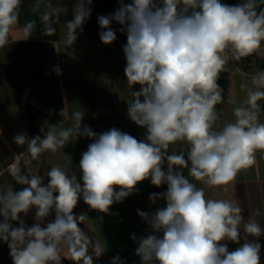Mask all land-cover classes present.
<instances>
[{"label": "clouds", "instance_id": "clouds-1", "mask_svg": "<svg viewBox=\"0 0 264 264\" xmlns=\"http://www.w3.org/2000/svg\"><path fill=\"white\" fill-rule=\"evenodd\" d=\"M20 5L21 0H0V47L18 24ZM91 5L92 0H76L73 19L64 23L67 44L76 41ZM256 7V0L235 5L221 0H119L112 14L98 16L103 44L117 39L113 22L126 34L124 74L130 87L140 86L127 101V112L132 122L146 129V137L138 140L117 128L97 133L82 126V110L73 113L74 128L48 125L43 138L17 134L14 142L27 145L34 160L79 137L92 143L79 162L82 183L60 167H52L44 183L38 175L23 174L18 163L23 153L14 155L11 174L23 187L0 194V240L8 243L13 264H62V245L69 242L75 264H93V256L80 243L77 222L83 217L73 212L78 201L82 198L91 209L108 213L113 203L148 179L156 187L166 184L167 189L149 196L153 203L163 199L164 207L152 213L137 210L148 225L147 235L131 237L138 243L136 255L142 264H260L259 243L245 240L234 251L225 243L240 242L242 209L230 201L206 198L204 190L180 170L190 164L189 174L195 180L226 186L255 162L257 150L264 151V123L256 111L257 102L264 99V73L253 80L246 106L234 108V122L214 128L216 105L222 100L217 81L226 50L239 59L264 42V10L257 12ZM32 27V22L25 24L26 38ZM176 142L189 146L186 155L168 153ZM32 208L37 222L26 226L20 214ZM53 211L55 219L43 225ZM243 229L252 236L264 233L251 218ZM100 254L96 250L95 255ZM113 264H121L119 257Z\"/></svg>", "mask_w": 264, "mask_h": 264}, {"label": "crops", "instance_id": "crops-1", "mask_svg": "<svg viewBox=\"0 0 264 264\" xmlns=\"http://www.w3.org/2000/svg\"><path fill=\"white\" fill-rule=\"evenodd\" d=\"M24 26L18 21L14 26L17 34L9 36L8 43H17L15 54H3L0 57V194L8 191H19L23 187L18 184L8 165L14 161V155L23 153L20 158L22 172L26 175H38L47 183L48 172L52 167H60L70 175L75 174L82 183V172L79 168L81 155L92 141L87 137H79L75 141L60 147L56 152L51 150L40 154L38 159H32L27 151V145L18 146L14 142L17 134L23 133L29 138L47 134L48 125H58L59 128H74L73 113L82 110L85 115L82 126L87 125L97 133L117 128L128 133L138 140L145 139L146 129L137 126L128 116L127 101L133 99L132 92L139 89V85L130 87L120 62H125L124 45H105L97 43L102 48L109 62H117L113 68L105 72L103 77L105 87L98 88L95 82L86 81L78 93L71 95L58 83L64 74L55 76L47 70L43 73L38 67L37 43L41 41L35 35L26 38ZM45 41H56L42 39ZM35 44V45H34ZM35 58V59H34ZM64 58V57H62ZM90 58V56L88 57ZM224 69L228 75L221 86L222 100L216 105L218 119L214 125L220 129L225 123L234 122V108L244 105L247 94L254 88L253 80L258 74L264 73L259 69L260 62L264 61V42L261 48L254 52L253 60L247 68L239 65L231 50L224 54ZM119 62V63H118ZM119 64L120 69H117ZM112 67V66H111ZM68 75V74H67ZM64 113L61 115V112ZM260 123H264V113L257 111ZM185 142H176L167 149L169 154H179L188 151ZM165 170L167 164L164 165ZM190 164L180 169L183 174L202 188L208 199H223L232 202L242 209L243 221L240 225L241 239L230 251H234L245 240L257 242L264 238L246 234L243 224L249 218L255 220L264 228V151L255 152V162L247 168L241 169L235 179L226 186H208L195 180L189 174ZM167 185L156 187L150 179L136 185V189L120 202H115L108 213L91 209L81 198L73 209L78 220V227L82 233L80 243L83 244L89 255L93 256V264H113L119 257L121 264H142L141 258L136 255L138 243L131 237L134 234L141 237L148 234V225L138 216L137 210L152 213L157 208L165 206V201L159 199L154 203L149 200L152 193L166 191ZM119 190V189H117ZM36 209L32 208L27 214L21 213L20 218L26 226H31L35 220ZM55 219L53 211L45 218L43 225ZM3 217L0 216V221ZM13 227H18L17 221H10ZM162 235V233L160 234ZM68 244L62 245V264H75L69 253ZM96 250L101 254L95 255ZM0 264H13L8 243L0 240ZM82 264V262H81Z\"/></svg>", "mask_w": 264, "mask_h": 264}, {"label": "rangeland", "instance_id": "rangeland-1", "mask_svg": "<svg viewBox=\"0 0 264 264\" xmlns=\"http://www.w3.org/2000/svg\"><path fill=\"white\" fill-rule=\"evenodd\" d=\"M30 1V7L34 11L40 9V2H44V5L50 12L49 17L55 21V30L52 32L47 30L45 33H47L48 36H50L51 33H54L59 38L56 41L48 42L40 39L41 41L36 44V55L38 56L36 63L38 64L40 70L43 73H45L47 70L51 74L54 73L55 76H57V74H64V78L60 79L61 81L64 80V82L58 83L59 81L57 80V84H62L61 87L62 89L64 88L66 92L70 90V93L73 97L76 95V93H78V91L81 90L83 86H86V81H92V85L95 82V86L98 88L105 87L104 85L106 82L103 79L105 72L113 68L117 62H109V60H107L106 57L108 54H106L102 48L95 46L94 37H92L89 31L86 29L85 23L98 16L95 7L93 6V0L91 5V15L83 23L82 28L77 30V39L72 45L66 43L67 29L64 26V23L73 19V8L76 0ZM57 17H59V19H57ZM120 27V25L113 22L112 28L116 31V35L124 34L120 31ZM95 28L100 29L98 23H96ZM36 32V28L33 24L31 36L35 35ZM12 34H17V31L14 28L11 30L9 36ZM16 45L17 43H10L6 47L2 48L0 50V57L3 54L14 55V47ZM89 56L90 58H88ZM120 63L123 64L121 67L122 69L126 63ZM117 69H120L119 64ZM225 243H227L229 251L233 250L232 247L236 244L231 241H225Z\"/></svg>", "mask_w": 264, "mask_h": 264}, {"label": "trees", "instance_id": "trees-1", "mask_svg": "<svg viewBox=\"0 0 264 264\" xmlns=\"http://www.w3.org/2000/svg\"><path fill=\"white\" fill-rule=\"evenodd\" d=\"M124 2L129 3L131 2V0H124ZM221 2L228 4V5H235L238 3H244L245 0H221ZM30 3H31L30 0H21V5L18 10L19 11L18 21L23 26H25V24L28 22H32L37 31L35 36L39 39H52V40L59 39L58 36L54 33H51L50 36H48V34L45 33V31H47L49 27L54 28L55 21L51 18H49L48 20L44 18L45 14H48V16L50 14L47 7L44 5V2L39 3L40 9L36 11L31 9ZM256 5H257L256 7L257 12L264 10V0H256ZM93 6L95 7V10L98 16L109 15V14H112L117 9V7L119 6V0H93ZM98 16L91 19V21H88L87 23H85V26H86V29L89 31L90 35L94 37L95 41L97 43L103 44L99 38V32L101 31V29L95 28ZM35 22L37 23L39 22V23L37 24ZM38 31L40 34L38 33ZM126 42H127V37H126V34L124 33L121 35H117V39L112 44L125 45ZM253 56H254V53H252L251 55L245 56V57H241L237 59V62L239 65L243 66L244 68H247L249 63L253 60ZM259 69L264 70V61L260 62ZM227 75H228V70L223 68L220 72V76L217 81L220 88L223 82L225 81ZM257 103L259 107L256 111L264 113V99L259 100ZM258 243L261 246L264 245V238L258 241Z\"/></svg>", "mask_w": 264, "mask_h": 264}, {"label": "built area", "instance_id": "built-area-1", "mask_svg": "<svg viewBox=\"0 0 264 264\" xmlns=\"http://www.w3.org/2000/svg\"><path fill=\"white\" fill-rule=\"evenodd\" d=\"M13 163H16V161H12V162L8 165V167H9V169H10L11 172H12L11 165H12ZM18 163H19V166H20L21 171H22V165H21L20 161H19ZM260 264H264V245H262V246H261V249H260Z\"/></svg>", "mask_w": 264, "mask_h": 264}]
</instances>
